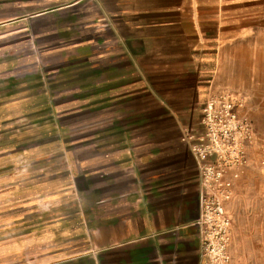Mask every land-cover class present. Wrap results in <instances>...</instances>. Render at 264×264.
Wrapping results in <instances>:
<instances>
[{
	"label": "crops",
	"instance_id": "obj_1",
	"mask_svg": "<svg viewBox=\"0 0 264 264\" xmlns=\"http://www.w3.org/2000/svg\"><path fill=\"white\" fill-rule=\"evenodd\" d=\"M0 48L2 110L76 117L66 146L92 201L94 264H201L203 186L187 135L227 94L253 121L248 155L264 148V0H0ZM21 57L42 59L35 77Z\"/></svg>",
	"mask_w": 264,
	"mask_h": 264
},
{
	"label": "rangeland",
	"instance_id": "obj_2",
	"mask_svg": "<svg viewBox=\"0 0 264 264\" xmlns=\"http://www.w3.org/2000/svg\"><path fill=\"white\" fill-rule=\"evenodd\" d=\"M3 60L0 48V67ZM39 61L21 57L16 66L35 77ZM59 117L44 104L0 107V264H94L87 253L92 201L78 195L66 146L77 121ZM254 138L224 203L232 264H264V148L248 155Z\"/></svg>",
	"mask_w": 264,
	"mask_h": 264
},
{
	"label": "built area",
	"instance_id": "obj_3",
	"mask_svg": "<svg viewBox=\"0 0 264 264\" xmlns=\"http://www.w3.org/2000/svg\"><path fill=\"white\" fill-rule=\"evenodd\" d=\"M242 100L221 94L207 101L201 123L203 132L187 135L200 163L202 232L201 264H231V221L224 203L230 198L239 169L247 163V146L254 138L253 123L241 113Z\"/></svg>",
	"mask_w": 264,
	"mask_h": 264
}]
</instances>
